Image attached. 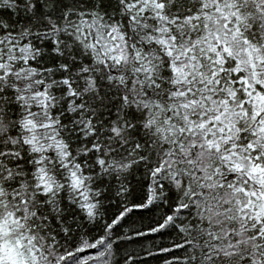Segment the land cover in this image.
<instances>
[{
    "label": "snow or ice",
    "instance_id": "obj_1",
    "mask_svg": "<svg viewBox=\"0 0 264 264\" xmlns=\"http://www.w3.org/2000/svg\"><path fill=\"white\" fill-rule=\"evenodd\" d=\"M149 257L264 264V0H0V264Z\"/></svg>",
    "mask_w": 264,
    "mask_h": 264
},
{
    "label": "trees",
    "instance_id": "obj_2",
    "mask_svg": "<svg viewBox=\"0 0 264 264\" xmlns=\"http://www.w3.org/2000/svg\"><path fill=\"white\" fill-rule=\"evenodd\" d=\"M137 222H139V215L137 214ZM143 223L146 225L148 223V219L145 218ZM134 227L137 225H133ZM157 243H159V241H157ZM142 245L144 247H150L152 246V240L149 238H143L140 241H134L131 242L128 248V251L130 252H140L142 250ZM149 260V264H163V258H159V259H153L151 257L148 258Z\"/></svg>",
    "mask_w": 264,
    "mask_h": 264
}]
</instances>
